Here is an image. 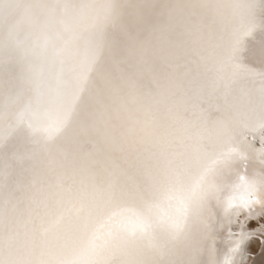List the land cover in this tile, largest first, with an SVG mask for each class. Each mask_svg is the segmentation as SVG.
<instances>
[{
  "label": "snow or ice",
  "instance_id": "1",
  "mask_svg": "<svg viewBox=\"0 0 264 264\" xmlns=\"http://www.w3.org/2000/svg\"><path fill=\"white\" fill-rule=\"evenodd\" d=\"M237 257L264 264V0H0V264Z\"/></svg>",
  "mask_w": 264,
  "mask_h": 264
},
{
  "label": "bare ground",
  "instance_id": "2",
  "mask_svg": "<svg viewBox=\"0 0 264 264\" xmlns=\"http://www.w3.org/2000/svg\"><path fill=\"white\" fill-rule=\"evenodd\" d=\"M252 258L254 259L255 257L253 256ZM235 264H240L239 257H237V258L235 259Z\"/></svg>",
  "mask_w": 264,
  "mask_h": 264
},
{
  "label": "rangeland",
  "instance_id": "3",
  "mask_svg": "<svg viewBox=\"0 0 264 264\" xmlns=\"http://www.w3.org/2000/svg\"><path fill=\"white\" fill-rule=\"evenodd\" d=\"M254 256V255H253Z\"/></svg>",
  "mask_w": 264,
  "mask_h": 264
}]
</instances>
